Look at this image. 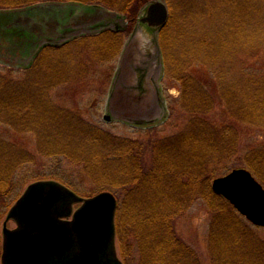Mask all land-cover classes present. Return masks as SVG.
<instances>
[{
    "label": "trees",
    "instance_id": "trees-1",
    "mask_svg": "<svg viewBox=\"0 0 264 264\" xmlns=\"http://www.w3.org/2000/svg\"><path fill=\"white\" fill-rule=\"evenodd\" d=\"M43 1L89 11L119 12L126 17L129 27L136 30L142 11L153 0H0V12L22 10ZM165 2L170 18L157 39L163 70L181 82L183 106L193 115L208 113L213 107L211 96L200 83L185 75L183 58L187 53L191 58L202 57V52L209 50L210 55H206L215 64L225 63L242 43L256 41L253 37L245 38L252 36L251 30L242 31L247 24L253 29L254 21L239 20L236 15L225 21L222 28L211 23L209 30V24L202 27L200 23L198 31V19L204 21L212 16L210 1ZM231 2L238 9L239 1ZM71 10L73 14L75 10ZM66 12V9H60L59 13L52 10L49 15H59L61 19ZM25 19L0 17V39H5L6 45H0V56H10L15 61V66L0 61V123L18 132L35 133L40 155L64 157L82 166L95 185L89 196L102 191L123 195L116 214V229L124 263L203 264L199 254L176 231L177 220L195 201L203 199L213 212L209 230L212 263L264 264V240L252 224L211 188L217 174L214 166L237 151V132L231 127L219 129L195 116L179 134L157 141L151 139L148 149L152 158L148 162L140 139L112 135L77 112L55 105L51 98L56 87L84 80L94 64L116 60L124 49L126 30L116 27L65 37L68 28L62 26L50 30L53 41L42 42L47 36L40 26L33 19L25 23ZM8 21L11 29L4 33L2 29ZM223 42L229 46L223 47ZM251 48L248 46V51ZM185 60L187 66L193 61ZM222 69L216 68V72L222 95L233 113L250 124H264L261 81L251 74L238 78L236 69L227 78ZM35 162L30 152L0 137V241L8 210L32 181L20 178L19 171ZM246 166L264 185V148L251 151ZM55 178L51 175L47 179ZM133 242L139 251L138 260L133 257ZM1 251L0 246V256Z\"/></svg>",
    "mask_w": 264,
    "mask_h": 264
},
{
    "label": "rangeland",
    "instance_id": "rangeland-1",
    "mask_svg": "<svg viewBox=\"0 0 264 264\" xmlns=\"http://www.w3.org/2000/svg\"><path fill=\"white\" fill-rule=\"evenodd\" d=\"M207 1H210L212 16L204 19L205 23L198 19V31L201 30L200 23L202 27L209 24V30L212 29L211 23L222 28L225 21L229 22L232 17L238 15L239 20L252 18L253 29L247 24L242 31L247 33L251 30L252 36L247 35L245 38L249 40L248 38L253 37L256 41L242 43L237 48V53H231L229 59L221 64H215L213 59L207 57L206 54L210 55L209 50L202 52V57L196 55L191 58L192 56H187L188 53L185 54L183 58L185 75L192 81L200 83L213 101V107L211 106L208 113L197 115H193L183 106V86L175 77L164 72L157 40L158 32L148 29L146 25L137 23V29L134 30V27H129L126 17L119 12L107 9L98 11L75 7L74 9L50 1L35 3V6L10 13L0 12V17L4 15L10 19H16L23 16L26 18L23 21L25 23L33 19L40 26V31L47 36L42 42L53 41L50 38V30L59 29L62 26L68 28L65 37L114 29L118 26L125 29V46L120 56L112 62L94 64L90 74L82 81L56 87L51 92L53 102L59 107L77 112L87 122L112 135L140 139L144 142V152L147 154L148 162H151L152 158V153L148 149L151 139L157 141L179 134L186 129L195 116L202 117L219 129L231 127L238 134L237 151L232 157L223 159L214 166L217 173L215 178H217L230 173L233 169H248L247 155L251 151L264 148V124H250L233 113L222 95L216 72V68L224 67L222 70L228 74L227 78L231 76L234 69H236L238 78L251 74L254 79L261 81L264 89V38L261 36H264V0H254L251 4L247 3V0H238L240 3L238 9L231 0ZM196 2L198 3L199 0ZM60 9L67 10L60 17L61 19L59 15L50 17L52 10L59 13ZM71 9L75 10L73 14H70ZM10 29L8 21L2 32H9ZM212 33H215V30ZM4 40L0 39V45H5ZM182 40H185V37ZM221 44L225 48L229 46L227 42ZM248 46H252L251 51H248ZM185 59H193V61L187 66ZM0 61L15 66V61L11 60L10 56H0ZM105 116H108L110 120H105ZM151 122L154 124L150 127L146 126V123ZM0 137L27 150L36 159L35 163L19 171L20 178L32 179L25 185L21 195L28 185L35 181L50 180L47 178L51 175L56 177L53 180L62 183L80 196L87 197L95 191V185L82 166L71 163L64 157L57 159L40 155L37 150L38 137L35 133L18 132L0 123ZM156 141H153V144ZM114 195L118 200L123 197V195L118 197L115 193ZM212 217L213 212L208 204L203 199H199L176 223L179 237L199 254L203 264H213L209 251V230ZM15 226L13 221L8 223L9 228ZM254 228L264 240V227ZM0 246L2 248V240ZM132 246L134 248L133 257L138 260V248L134 242ZM117 249L121 258L118 241Z\"/></svg>",
    "mask_w": 264,
    "mask_h": 264
},
{
    "label": "water",
    "instance_id": "water-1",
    "mask_svg": "<svg viewBox=\"0 0 264 264\" xmlns=\"http://www.w3.org/2000/svg\"><path fill=\"white\" fill-rule=\"evenodd\" d=\"M168 19L166 3L155 0L140 22L159 30ZM212 190L250 223L264 227V187L250 171L233 169L214 179ZM117 209L109 191L82 198L55 180L33 182L8 211L1 264H124L116 243ZM9 221L16 226L9 228Z\"/></svg>",
    "mask_w": 264,
    "mask_h": 264
},
{
    "label": "bare ground",
    "instance_id": "bare-ground-1",
    "mask_svg": "<svg viewBox=\"0 0 264 264\" xmlns=\"http://www.w3.org/2000/svg\"><path fill=\"white\" fill-rule=\"evenodd\" d=\"M80 196V195H79ZM94 195H91V196H87V197H84V196H80L82 198H90V197H93Z\"/></svg>",
    "mask_w": 264,
    "mask_h": 264
}]
</instances>
